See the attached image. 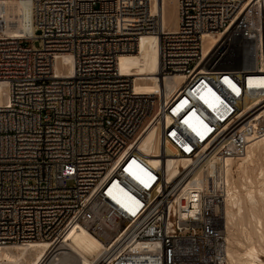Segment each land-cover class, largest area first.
Segmentation results:
<instances>
[{
    "label": "built area",
    "instance_id": "2783aa9c",
    "mask_svg": "<svg viewBox=\"0 0 264 264\" xmlns=\"http://www.w3.org/2000/svg\"><path fill=\"white\" fill-rule=\"evenodd\" d=\"M151 3L32 0L35 36L0 16V247L47 239L48 264L82 227L102 244L92 264L226 263L225 159L264 137V0H177L175 30ZM146 33L177 88L137 92L118 69ZM167 145L188 159L175 174Z\"/></svg>",
    "mask_w": 264,
    "mask_h": 264
},
{
    "label": "bare ground",
    "instance_id": "6f19581e",
    "mask_svg": "<svg viewBox=\"0 0 264 264\" xmlns=\"http://www.w3.org/2000/svg\"><path fill=\"white\" fill-rule=\"evenodd\" d=\"M151 8L162 9L165 29L175 30L178 25L177 0H151ZM173 10L171 11V9ZM32 0H0V16L9 36H35L32 24ZM158 37L142 34L131 52H122L117 58L118 69L132 75L133 89L153 94L170 91L182 84L184 76L175 74L163 80L159 70ZM69 54L61 55L55 63L57 71L72 72ZM140 148L149 153L151 163H158L161 153L154 131L147 133ZM166 169L175 174L177 167L186 166L188 159L177 156L170 146ZM207 172L218 173L209 163L203 165ZM226 180L225 201L222 207L224 225L225 264H264V137L251 143L238 158H226L223 167ZM199 171V170H198ZM49 240L35 239L24 244L0 247V264H37L47 253ZM100 240L84 228L68 234L64 245L49 254L48 264H92L101 253Z\"/></svg>",
    "mask_w": 264,
    "mask_h": 264
},
{
    "label": "snow or ice",
    "instance_id": "6c2138e0",
    "mask_svg": "<svg viewBox=\"0 0 264 264\" xmlns=\"http://www.w3.org/2000/svg\"><path fill=\"white\" fill-rule=\"evenodd\" d=\"M193 115H195V113H193ZM185 123H187V121H185ZM174 135V134H173ZM127 171V169H125Z\"/></svg>",
    "mask_w": 264,
    "mask_h": 264
},
{
    "label": "rangeland",
    "instance_id": "374dc122",
    "mask_svg": "<svg viewBox=\"0 0 264 264\" xmlns=\"http://www.w3.org/2000/svg\"><path fill=\"white\" fill-rule=\"evenodd\" d=\"M173 10V8L171 9V11ZM168 29V28H167Z\"/></svg>",
    "mask_w": 264,
    "mask_h": 264
}]
</instances>
